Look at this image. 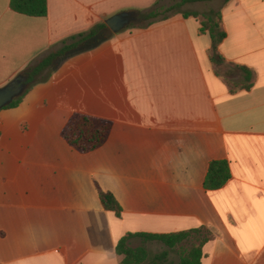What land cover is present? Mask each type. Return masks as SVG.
<instances>
[{
  "label": "crops",
  "instance_id": "0c3cea01",
  "mask_svg": "<svg viewBox=\"0 0 264 264\" xmlns=\"http://www.w3.org/2000/svg\"><path fill=\"white\" fill-rule=\"evenodd\" d=\"M158 1L48 0L47 16L34 17L0 0V88L111 16L136 18L67 54L18 106L0 110V264H120L129 233L202 227L213 235L202 264H264V0L208 9L222 12L227 32L221 65L200 18L141 19ZM233 64L254 71L250 89ZM74 113L110 120L107 141L73 148L61 132ZM214 160H227L232 176L210 190ZM145 246L150 256L166 249ZM179 252L164 264H180Z\"/></svg>",
  "mask_w": 264,
  "mask_h": 264
},
{
  "label": "trees",
  "instance_id": "16d2710c",
  "mask_svg": "<svg viewBox=\"0 0 264 264\" xmlns=\"http://www.w3.org/2000/svg\"><path fill=\"white\" fill-rule=\"evenodd\" d=\"M197 0H176L169 6H161L160 0L146 12H139L143 21L152 23L156 20L167 19L172 14L182 12L184 17L194 16L200 18L201 32L209 33L212 38L211 60L216 65H221L225 59L220 53V45L227 37V32L223 26L222 12L220 10H210L206 13L196 11H182L180 8L188 3ZM228 1V0H225ZM11 7L14 11L34 17H45L48 14V0H11ZM108 26L102 23L87 33H82L71 37V42H64L63 46L38 64L29 67L24 75L27 76L24 92L15 98L4 108L16 107L23 100L25 94L36 84L45 80L51 72H46L55 68L67 54L78 51L88 42L99 41L103 36V31ZM242 72L244 76L243 84L240 88L250 89L255 73L246 66L233 64ZM234 91V89H232ZM112 122L108 119L91 116L82 113H74L62 129V137L75 149L81 152H90L102 146L108 139ZM232 176L230 164L227 160H214L210 163L205 178V187L215 190L222 187ZM102 206L105 209L113 210L117 215L121 214V206L116 197L110 192L101 193ZM212 233L206 228H195L191 230L169 233H129L124 236L117 245V253L121 255L120 264H164L169 255V250L180 247V264H202L204 245L212 239ZM139 238L143 245L133 247L131 240ZM147 242H158L166 249L154 256H150L145 246Z\"/></svg>",
  "mask_w": 264,
  "mask_h": 264
},
{
  "label": "water",
  "instance_id": "95a60500",
  "mask_svg": "<svg viewBox=\"0 0 264 264\" xmlns=\"http://www.w3.org/2000/svg\"><path fill=\"white\" fill-rule=\"evenodd\" d=\"M133 15V12H120L108 18L106 24L113 32H119L128 26L132 20H135V18H132ZM26 80V75L19 74L8 84L0 88V110L24 92Z\"/></svg>",
  "mask_w": 264,
  "mask_h": 264
},
{
  "label": "rangeland",
  "instance_id": "374dc122",
  "mask_svg": "<svg viewBox=\"0 0 264 264\" xmlns=\"http://www.w3.org/2000/svg\"><path fill=\"white\" fill-rule=\"evenodd\" d=\"M176 0H168V1H166V2H164V4L165 5H161V6H166V5H168V4H173L174 2H175ZM221 3H222V0H217V1H215V4H212V3H209V2H207V3H204V4H199V3H193V4H187V5H185V6H183V7H181L180 9L181 10H187V9H201V10H208V9H210V7H219V5H221ZM209 11V10H208ZM87 44H91V42H89V43H87ZM227 70L229 71V72H234L235 74H237V69H235L234 67H232V66H229L228 68H227ZM237 79V78H236Z\"/></svg>",
  "mask_w": 264,
  "mask_h": 264
},
{
  "label": "flooded vegetation",
  "instance_id": "af4514ba",
  "mask_svg": "<svg viewBox=\"0 0 264 264\" xmlns=\"http://www.w3.org/2000/svg\"><path fill=\"white\" fill-rule=\"evenodd\" d=\"M132 18H135V15H133ZM135 19H136V18H135Z\"/></svg>",
  "mask_w": 264,
  "mask_h": 264
}]
</instances>
